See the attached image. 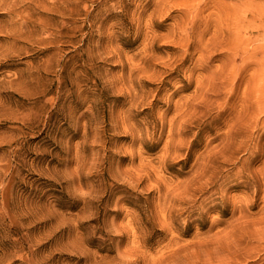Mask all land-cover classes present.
<instances>
[{
  "label": "rangeland",
  "instance_id": "1",
  "mask_svg": "<svg viewBox=\"0 0 264 264\" xmlns=\"http://www.w3.org/2000/svg\"><path fill=\"white\" fill-rule=\"evenodd\" d=\"M0 264H264V0H0Z\"/></svg>",
  "mask_w": 264,
  "mask_h": 264
}]
</instances>
